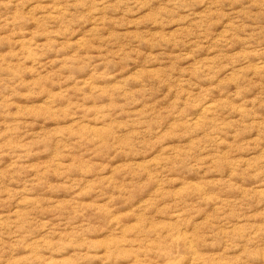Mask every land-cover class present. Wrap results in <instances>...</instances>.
<instances>
[{"label":"rangeland","instance_id":"rangeland-1","mask_svg":"<svg viewBox=\"0 0 264 264\" xmlns=\"http://www.w3.org/2000/svg\"><path fill=\"white\" fill-rule=\"evenodd\" d=\"M0 264H264V0H0Z\"/></svg>","mask_w":264,"mask_h":264}]
</instances>
